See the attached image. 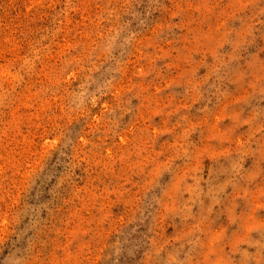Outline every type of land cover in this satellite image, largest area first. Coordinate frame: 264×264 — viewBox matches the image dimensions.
<instances>
[{
  "label": "rangeland",
  "instance_id": "obj_1",
  "mask_svg": "<svg viewBox=\"0 0 264 264\" xmlns=\"http://www.w3.org/2000/svg\"><path fill=\"white\" fill-rule=\"evenodd\" d=\"M0 264H264V0H0Z\"/></svg>",
  "mask_w": 264,
  "mask_h": 264
}]
</instances>
